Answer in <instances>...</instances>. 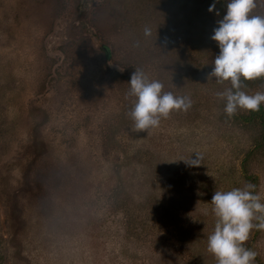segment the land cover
Masks as SVG:
<instances>
[{"label": "rangeland", "instance_id": "1", "mask_svg": "<svg viewBox=\"0 0 264 264\" xmlns=\"http://www.w3.org/2000/svg\"><path fill=\"white\" fill-rule=\"evenodd\" d=\"M220 19L217 0H0V264H216L214 192L264 197V119L228 117L207 79ZM135 68L191 106L133 132ZM244 246L264 264V231Z\"/></svg>", "mask_w": 264, "mask_h": 264}, {"label": "clouds", "instance_id": "2", "mask_svg": "<svg viewBox=\"0 0 264 264\" xmlns=\"http://www.w3.org/2000/svg\"><path fill=\"white\" fill-rule=\"evenodd\" d=\"M254 7V0H228L225 13L210 37L219 53L207 79L230 83V87L216 93L228 117L238 110L259 111L264 104V92L249 95L242 90L244 81L264 77V16L250 15ZM214 9L215 2L209 5V11ZM143 34L151 36V28L145 26ZM128 82V95L135 97L129 112L133 132L148 133L172 111L187 110L191 106L189 97L164 92L161 82L150 79L139 68H135ZM195 156L179 160L189 167L199 166L202 156L199 153ZM254 189L255 185L246 184L243 188L215 191L212 195L215 226L208 235L207 250L215 257L216 264H254L256 252L244 246L252 229L264 231V197Z\"/></svg>", "mask_w": 264, "mask_h": 264}, {"label": "trees", "instance_id": "3", "mask_svg": "<svg viewBox=\"0 0 264 264\" xmlns=\"http://www.w3.org/2000/svg\"><path fill=\"white\" fill-rule=\"evenodd\" d=\"M217 4L220 7V13L221 16L223 17L225 13V2L224 0H217ZM254 113L260 114V116L262 117L261 119H264V106L261 105L259 111L252 112V114H250V116L247 119L251 120Z\"/></svg>", "mask_w": 264, "mask_h": 264}, {"label": "water", "instance_id": "4", "mask_svg": "<svg viewBox=\"0 0 264 264\" xmlns=\"http://www.w3.org/2000/svg\"><path fill=\"white\" fill-rule=\"evenodd\" d=\"M103 46V48L105 49V51H106V55L108 56V57H110V55H111V52H110V49L108 48V46H106V45H102Z\"/></svg>", "mask_w": 264, "mask_h": 264}]
</instances>
